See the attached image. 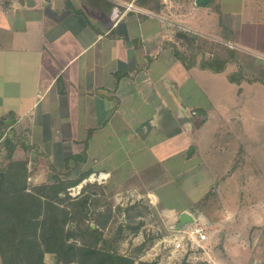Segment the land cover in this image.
<instances>
[{"label": "crops", "instance_id": "0c3cea01", "mask_svg": "<svg viewBox=\"0 0 264 264\" xmlns=\"http://www.w3.org/2000/svg\"><path fill=\"white\" fill-rule=\"evenodd\" d=\"M33 1L0 0V117L11 134L39 144L47 134L91 151L112 135L176 139L184 114L177 78L186 68L174 51L194 37L240 50L244 72L264 64V0H174L172 10L162 0ZM260 203L254 223L231 227L207 252L213 264H264Z\"/></svg>", "mask_w": 264, "mask_h": 264}, {"label": "rangeland", "instance_id": "374dc122", "mask_svg": "<svg viewBox=\"0 0 264 264\" xmlns=\"http://www.w3.org/2000/svg\"><path fill=\"white\" fill-rule=\"evenodd\" d=\"M199 40L207 39L200 36ZM197 44L199 41L193 45L185 42L184 53L190 54L191 45ZM224 47L226 51L217 47L213 50L221 55L218 67L233 57L222 70L201 67L198 61L202 55L213 52L205 45L197 62L179 71L177 94L183 99L184 114L182 134L172 140L174 149H170L171 140L163 145V138L157 134L136 142H129L127 135H112L107 140L101 138L91 151L84 141L65 142L60 134L42 135L47 140L39 144L25 133L11 134L13 131L6 129L7 136L27 147H17L15 155L27 157L29 183L50 182L57 171L71 169L77 163L80 171L106 170L109 177L100 185L113 206L140 201L149 209L141 217V229L126 234L121 251L147 234L160 236L135 264H147L156 258L158 264H179L186 253L189 263L201 260L213 264L207 252L219 250L231 227L240 231L244 223H254L251 212H261L260 201L264 200V64L257 68L250 62V69L244 72L241 51ZM196 111L205 112L206 118L201 119L193 113ZM3 153L0 148V156ZM60 177L64 178L62 174ZM80 183L68 190L71 196L78 194ZM95 209L90 205L91 213ZM183 210L193 216V222L204 226L205 247L192 244L188 232L194 223L173 229ZM116 219L112 218L109 228L117 227ZM45 261L55 264L49 255H45Z\"/></svg>", "mask_w": 264, "mask_h": 264}, {"label": "trees", "instance_id": "16d2710c", "mask_svg": "<svg viewBox=\"0 0 264 264\" xmlns=\"http://www.w3.org/2000/svg\"><path fill=\"white\" fill-rule=\"evenodd\" d=\"M205 45L211 51L216 47L226 51L219 43L199 40L191 46L190 54L175 49L174 55L191 67ZM232 59L229 56L218 67L221 55L216 50L203 54L198 62L202 68L219 71ZM8 126L0 117V148L4 150L0 156V264H47L45 255L56 264H135L153 247L160 236L147 234L121 251L126 234L137 233L143 226L141 217L149 209L142 202L113 206L103 187L90 182L84 183L76 196L69 194L68 188L80 183L92 169L80 171L77 163L71 169L57 171L50 182L30 184L27 157L15 155L17 147H27L7 136ZM89 137L90 132L86 140ZM90 205L96 207L92 213ZM115 216L118 225L109 228ZM186 256L179 264H206L201 260L189 263ZM147 264H158V258Z\"/></svg>", "mask_w": 264, "mask_h": 264}, {"label": "built area", "instance_id": "2783aa9c", "mask_svg": "<svg viewBox=\"0 0 264 264\" xmlns=\"http://www.w3.org/2000/svg\"><path fill=\"white\" fill-rule=\"evenodd\" d=\"M174 2V0H162V3H164L165 5H167L168 7H171L172 3ZM131 4L128 5V7H130ZM109 177V173L108 172H104V171H93L91 172L88 177V179H83L81 182L86 183V182H90V183H97V184H102L104 183L107 178ZM83 183H80V185H78L77 187H79L77 190V193H79L80 191V186L83 185ZM76 187H70L68 190H74ZM194 223V224H193ZM191 223V227H190V231L188 232V235L190 236V238L192 239V244L193 242L196 244V246H200L203 248L202 244L198 243V241H204L206 240V235L204 233V226L202 224H198L193 222ZM163 242H165V240H163ZM197 249V248H196Z\"/></svg>", "mask_w": 264, "mask_h": 264}, {"label": "water", "instance_id": "95a60500", "mask_svg": "<svg viewBox=\"0 0 264 264\" xmlns=\"http://www.w3.org/2000/svg\"><path fill=\"white\" fill-rule=\"evenodd\" d=\"M209 1L210 0H194V3L196 5H204L207 2H209ZM18 2L20 3V5L25 4L27 6H30L31 4L32 5L34 4L33 0H18ZM194 113L196 115H198L201 119H205L206 118L205 112H203V111L194 112ZM8 122H9L8 120L5 121V123H8ZM189 152H191V151H189ZM193 221H194L193 216L190 213H188L187 211L183 210V211L179 212L178 218H177V222L172 227L175 230H179V229L184 228L187 225L193 223ZM222 234L223 233H221V235Z\"/></svg>", "mask_w": 264, "mask_h": 264}]
</instances>
